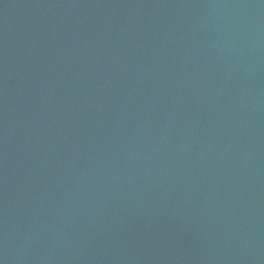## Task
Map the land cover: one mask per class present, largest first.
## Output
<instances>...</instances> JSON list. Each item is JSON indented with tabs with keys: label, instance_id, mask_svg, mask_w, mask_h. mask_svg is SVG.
<instances>
[{
	"label": "water",
	"instance_id": "1",
	"mask_svg": "<svg viewBox=\"0 0 264 264\" xmlns=\"http://www.w3.org/2000/svg\"><path fill=\"white\" fill-rule=\"evenodd\" d=\"M0 264H264V0H0Z\"/></svg>",
	"mask_w": 264,
	"mask_h": 264
}]
</instances>
